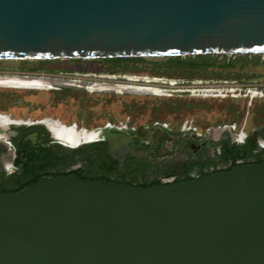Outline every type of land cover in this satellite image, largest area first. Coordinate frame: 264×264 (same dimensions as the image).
Here are the masks:
<instances>
[{"label":"water","instance_id":"95a60500","mask_svg":"<svg viewBox=\"0 0 264 264\" xmlns=\"http://www.w3.org/2000/svg\"><path fill=\"white\" fill-rule=\"evenodd\" d=\"M236 54H264V0H0V59ZM0 264H264V160L169 184L72 174L0 193Z\"/></svg>","mask_w":264,"mask_h":264},{"label":"flooded vegetation","instance_id":"af4514ba","mask_svg":"<svg viewBox=\"0 0 264 264\" xmlns=\"http://www.w3.org/2000/svg\"><path fill=\"white\" fill-rule=\"evenodd\" d=\"M97 60L113 66L119 62L108 58ZM108 70L87 72L79 77L76 76L79 71L61 65H39L28 73L18 70L13 75L1 76L42 77L50 80V89L59 90L56 92L60 97L72 91L82 92L84 89H79L92 83H142L140 79H126L141 76ZM63 83L78 90L53 87ZM254 88L260 93L255 97L264 101V84ZM257 112L250 125L246 120L242 123L233 120L236 118L233 112L231 120L202 127L191 119H183L176 126L158 119L141 124L106 121L86 126L54 117H18L0 111V116H7V119L0 118V193L18 191L49 176L76 174L84 179L148 186L193 180L234 165L260 162L264 160V107H259ZM52 118L59 123L44 121H54ZM60 127L71 129L80 137L78 142L73 144L57 137L53 129ZM88 132H92V139L87 141ZM68 133L63 131L64 135ZM111 134L128 137L124 150L108 148Z\"/></svg>","mask_w":264,"mask_h":264},{"label":"rangeland","instance_id":"374dc122","mask_svg":"<svg viewBox=\"0 0 264 264\" xmlns=\"http://www.w3.org/2000/svg\"><path fill=\"white\" fill-rule=\"evenodd\" d=\"M227 56L208 58L209 64L195 71L180 74L173 70L169 75L154 69V62L163 61V57H144L138 62L119 61L114 66L97 59H0V75H13L18 70L28 73L39 65H61L71 71H79L76 75L79 77L87 72H106L109 69L108 72L115 70V73L141 76H128L126 79H140L142 83L125 84L155 87L159 91L155 94H135L84 89L60 97L56 89L0 87V111L18 117H54L86 126L101 125L106 121L141 124L155 119L176 126L183 119H191L202 127L231 120L230 113L234 112L236 118L233 120L238 123L246 120L250 125L258 114V108L264 107V101L254 96L248 105L249 93L243 94L248 90H257L255 85L264 84V58L261 56L257 63L243 64L241 60L232 62ZM199 85H219L224 95L202 96ZM168 101L176 103L174 108L169 107L172 105L166 103Z\"/></svg>","mask_w":264,"mask_h":264},{"label":"bare ground","instance_id":"6f19581e","mask_svg":"<svg viewBox=\"0 0 264 264\" xmlns=\"http://www.w3.org/2000/svg\"><path fill=\"white\" fill-rule=\"evenodd\" d=\"M133 80V79H132ZM55 84V82H54ZM0 87H14V88H26V89H50L52 87V84L50 80L42 79V77H20V76H1L0 75ZM111 89L115 92H121L123 89H151L154 90L156 93H159V91L156 88L149 87V86H136V85H129V84H109V83H92L89 86H87V90H96V89ZM250 97H254L256 95H260L259 91L257 90H249L248 91ZM202 96H216L220 95L223 96L222 93H211V92H203L200 93ZM2 119H7V116H0ZM53 119V118H52ZM54 120V119H53ZM44 121L49 122L50 124H57L59 123L58 120H50L45 119ZM60 128H64L65 131H68V135H64L63 131L60 130ZM60 128H54L53 132L57 137H64L65 139L69 140L74 144L80 137H78L71 129L66 127H60ZM82 130V129H81ZM79 134V133H78ZM88 137L87 141L92 139V132H88L86 135ZM83 139V138H82ZM68 142V141H67ZM78 142V141H77Z\"/></svg>","mask_w":264,"mask_h":264},{"label":"trees","instance_id":"16d2710c","mask_svg":"<svg viewBox=\"0 0 264 264\" xmlns=\"http://www.w3.org/2000/svg\"><path fill=\"white\" fill-rule=\"evenodd\" d=\"M216 56H223L226 55H186V56H165L163 57L164 60L162 61H155L154 62V69L157 72H161L163 74L169 75L171 72L178 71V73L182 74L183 72L187 71H195L199 67L207 66L209 62L207 61L208 58H213ZM264 58V54H236V55H229L227 56L228 59L234 60H241L243 64L246 62L257 63L260 61V57ZM108 60L112 61H142L144 57H133V58H108ZM229 63V65L232 64ZM166 103H171V108H174L176 103L173 101H168Z\"/></svg>","mask_w":264,"mask_h":264},{"label":"built area","instance_id":"2783aa9c","mask_svg":"<svg viewBox=\"0 0 264 264\" xmlns=\"http://www.w3.org/2000/svg\"><path fill=\"white\" fill-rule=\"evenodd\" d=\"M219 85H199L198 87V90H200L201 92L200 93H203V92H211V93H217V92H220V89L218 88ZM249 91V90H248ZM199 93V94H200ZM223 94V93H222ZM248 92L246 94H243V95H247ZM224 95V94H223ZM232 96H238L237 94H232ZM251 100V97L249 99V101Z\"/></svg>","mask_w":264,"mask_h":264}]
</instances>
